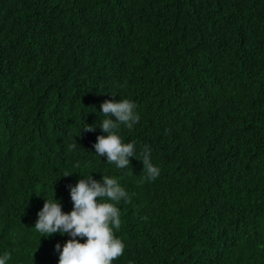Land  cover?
I'll list each match as a JSON object with an SVG mask.
<instances>
[{
    "label": "trees",
    "instance_id": "trees-1",
    "mask_svg": "<svg viewBox=\"0 0 264 264\" xmlns=\"http://www.w3.org/2000/svg\"><path fill=\"white\" fill-rule=\"evenodd\" d=\"M120 99L140 116L117 133L127 169L93 148L100 105ZM90 175L128 194L103 201L125 245L112 264H264V0H0L6 264H59L71 237H45L37 213L54 198L70 213Z\"/></svg>",
    "mask_w": 264,
    "mask_h": 264
},
{
    "label": "clouds",
    "instance_id": "clouds-1",
    "mask_svg": "<svg viewBox=\"0 0 264 264\" xmlns=\"http://www.w3.org/2000/svg\"><path fill=\"white\" fill-rule=\"evenodd\" d=\"M100 108L103 116L108 118L100 122V128L106 135L97 136L93 145L96 155H106L107 164L114 163L119 169H127L130 166L129 158L136 155L135 144L123 143L117 133L120 125L132 129L139 123L136 105L129 99H120L119 102L106 100ZM109 114L115 117V122L109 118ZM94 128L87 126L84 130L92 132ZM76 146L73 143L68 147L74 149ZM141 157L139 160L146 173L143 179L155 180L159 176V169L152 164L147 145ZM64 176L69 174L65 173ZM70 196L73 202L70 213H64L61 203L55 198L46 199L42 210L37 213L34 228L46 234L45 237L55 233L71 237L62 248L59 243L55 245L59 264H112L113 260L123 255L125 245L113 233V229H118L121 224L120 211L114 203L103 201L107 199L118 203L122 199L127 200L128 194L116 179L102 176V181H97L90 175L79 179L74 187L70 186ZM10 258V253L4 252L0 256V264H6Z\"/></svg>",
    "mask_w": 264,
    "mask_h": 264
}]
</instances>
